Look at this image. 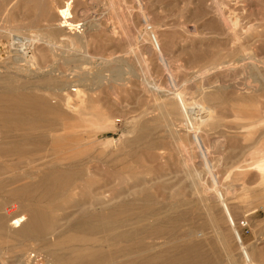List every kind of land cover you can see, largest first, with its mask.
<instances>
[{"label": "rangeland", "instance_id": "rangeland-1", "mask_svg": "<svg viewBox=\"0 0 264 264\" xmlns=\"http://www.w3.org/2000/svg\"><path fill=\"white\" fill-rule=\"evenodd\" d=\"M68 1L71 29L56 17L67 0L0 4V50L12 39H35L29 64L0 52V94H31L57 110L48 113L57 121L46 141L30 138L19 147L1 136L0 264H33L31 250L46 264H76L65 256L82 234L71 228L78 182L58 208L37 194L30 199L53 217L41 237L14 236L8 227L23 212L12 191L59 167L54 160L80 163L103 191L138 196L147 189L151 208L116 231L173 226L174 235L143 240H175L178 249L165 257L183 256L193 243L194 264H264V0ZM7 106L0 99V122L16 120ZM134 203L139 209L144 202ZM189 230L201 236L187 237Z\"/></svg>", "mask_w": 264, "mask_h": 264}, {"label": "bare ground", "instance_id": "bare-ground-1", "mask_svg": "<svg viewBox=\"0 0 264 264\" xmlns=\"http://www.w3.org/2000/svg\"><path fill=\"white\" fill-rule=\"evenodd\" d=\"M2 2L3 0H0V4ZM69 4L70 1L67 0L66 5L58 7L56 10V17L59 20L58 22L60 24V28H72L73 23L71 19V13L69 11ZM34 42V37L29 42H27L26 40L12 39L7 45H4L2 47L0 52L3 54V56L5 55V57L11 56L14 61H25L29 64V62L32 61V54L34 51V46L32 45L34 44ZM48 44L50 49H52L53 44L50 42ZM7 88L14 89V87ZM7 94L9 93L2 92V94H0V99H8L7 108L11 111L15 110L16 112H18V114H16V120H14L13 122L8 121L5 123V121L1 120L0 139L2 138L1 136L7 135L6 138H8L10 141H8V143H10V145L17 144V146L19 147H23L25 143L28 144L27 141L30 138L36 139L37 141L48 140V135H46L45 133L47 132V129L52 128L57 121L55 117H53V119H50L48 113L56 114V107L50 105L45 98H40L39 96V98L31 97L29 96L31 94L28 95L27 93V95L14 93L13 96H9ZM12 94L13 92L11 93V95ZM180 101L182 102V100ZM68 103L69 101L68 99H66L67 106ZM182 103L181 105H183ZM185 113H187V111H185ZM169 123H171V121H169ZM63 125H66V123ZM1 130L3 134H1ZM166 130L168 131L167 128ZM59 142L60 141H58L57 143ZM61 143H63V141ZM63 144L66 145L67 143L65 142ZM201 157L203 158V166L206 168V170H209V166H211V163L206 156V152L202 151ZM76 161L78 160H75V162ZM52 163H58V166L60 168L57 167L44 171L39 176L38 181L34 183L26 182L23 186H20L18 188L16 187L12 191L15 196H17L21 201H24L22 202L21 207L23 209V212L21 211L22 213L18 214L16 217H11L12 219H9L11 220L8 223L9 231L10 233L14 234V236L33 235L34 237H41L47 229L48 221L50 223L53 217H48L51 212H44L39 207L31 204L29 202L30 199L32 200L36 198L33 195L36 196L37 194V199H46L51 202L50 208H58L60 205H64L71 199L72 196L70 194V187L76 181L79 184V190L76 193V196H78V210L77 212L74 211L75 213L73 214L72 220L75 221V223L73 224V226H71V228L78 231L80 230L82 234L80 236H77L76 238H72L74 244H72L71 246L69 245V248L67 247V250L69 249V252L67 256H65L66 254L64 256L69 260V263L70 261H72L76 264H161V260L159 257H149L147 256V254L163 253L165 251L174 250L176 247H178L175 240L152 246H149L143 241L144 238L162 237V234L165 233L174 235L173 231L175 230L173 226H171V228L167 230L166 226L158 223L157 225L148 228L145 227L137 230L130 229L116 231L117 223L123 224V222L126 221L129 216L138 219L142 218L147 210L151 208V202H153L154 199L152 194L147 189H141L138 196H132L130 193L121 195L122 192H119L117 188L113 187L110 190L105 191V189L103 191L99 188L101 187L99 186V182H96L94 179H90L91 175L84 173V167L83 165H80V163H75V165L73 166L71 165V163H74V161L71 160L65 163L54 160ZM127 168L128 167H125V170H127ZM89 184L91 187L86 189V185ZM142 184H145V182ZM18 190L25 191L27 195L23 194L24 192L20 193V191ZM23 195H25L24 199L22 198ZM117 196L118 198L115 200V202H113V200ZM137 200H141L144 203L139 209H134L133 204H135L134 202H136ZM105 203L110 205V207L107 209L104 208L106 210H101ZM85 206H88L89 209L85 210ZM8 210L9 209L4 208L3 215H9ZM173 218L171 219V221L174 220ZM141 220L142 219H139L138 221ZM1 228L2 226L0 219V230ZM101 232L104 233V236H102L103 238H101V236V239L95 237V234ZM186 235L187 237H199L201 236V233L198 231L189 230L186 232ZM194 239L196 241V238ZM163 245H165V247ZM72 252H74L75 254ZM115 252L126 254L129 257L122 259L121 261H118L117 259L114 260L112 258L114 255L111 256V253L113 254ZM1 253H3V251L0 249V257ZM51 261L53 264H55L53 260ZM46 262V260L45 262L43 261V264H46ZM18 264H25L22 258H19Z\"/></svg>", "mask_w": 264, "mask_h": 264}, {"label": "crops", "instance_id": "crops-1", "mask_svg": "<svg viewBox=\"0 0 264 264\" xmlns=\"http://www.w3.org/2000/svg\"><path fill=\"white\" fill-rule=\"evenodd\" d=\"M65 123L66 125L68 124L67 121ZM177 249L178 247H176L174 250H177ZM193 250H194V246L193 244H191V245H186L182 251H179V253H184L183 256L165 257L164 253H167L168 251H165L163 253H158V254L160 255L159 258L161 260V264H177L179 262H183L184 264H194L193 258H191L190 256V254L193 253ZM161 255H163V257ZM91 264H102V263H91Z\"/></svg>", "mask_w": 264, "mask_h": 264}, {"label": "built area", "instance_id": "built-area-1", "mask_svg": "<svg viewBox=\"0 0 264 264\" xmlns=\"http://www.w3.org/2000/svg\"><path fill=\"white\" fill-rule=\"evenodd\" d=\"M27 254L26 256L33 264H43L44 257L38 251L31 250Z\"/></svg>", "mask_w": 264, "mask_h": 264}]
</instances>
